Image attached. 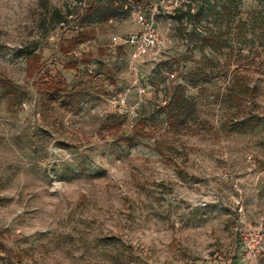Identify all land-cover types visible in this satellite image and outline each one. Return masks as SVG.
I'll return each instance as SVG.
<instances>
[{"label": "rangeland", "instance_id": "rangeland-1", "mask_svg": "<svg viewBox=\"0 0 264 264\" xmlns=\"http://www.w3.org/2000/svg\"><path fill=\"white\" fill-rule=\"evenodd\" d=\"M0 264H264V0H0Z\"/></svg>", "mask_w": 264, "mask_h": 264}, {"label": "built area", "instance_id": "built-area-1", "mask_svg": "<svg viewBox=\"0 0 264 264\" xmlns=\"http://www.w3.org/2000/svg\"><path fill=\"white\" fill-rule=\"evenodd\" d=\"M138 24L140 31L132 35L126 44L132 48L134 58L141 59L154 55L160 49L162 39L154 17L139 15Z\"/></svg>", "mask_w": 264, "mask_h": 264}, {"label": "trees", "instance_id": "trees-1", "mask_svg": "<svg viewBox=\"0 0 264 264\" xmlns=\"http://www.w3.org/2000/svg\"><path fill=\"white\" fill-rule=\"evenodd\" d=\"M35 61L32 59L28 60V67L29 69H31V67L34 66ZM240 93L243 96H247L249 99L248 100H252L254 98V92L252 89H250L249 85L246 83L240 84ZM46 89L48 91H55V85H53V83L49 82L46 84ZM196 112V108L194 106V104L192 103H185L183 104L179 109H177L176 113L172 116L171 121H172V125L173 124H179L181 123L182 125H184L187 121L190 120V118H194ZM143 128L142 126L140 128H138L136 130V135H138L139 137L143 138Z\"/></svg>", "mask_w": 264, "mask_h": 264}]
</instances>
